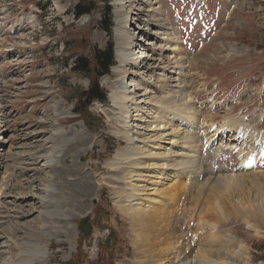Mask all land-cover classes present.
Returning <instances> with one entry per match:
<instances>
[{
	"label": "rangeland",
	"instance_id": "obj_1",
	"mask_svg": "<svg viewBox=\"0 0 264 264\" xmlns=\"http://www.w3.org/2000/svg\"><path fill=\"white\" fill-rule=\"evenodd\" d=\"M81 1L94 9L76 19L74 8ZM107 8L110 37L102 30ZM121 32L130 39L118 38ZM126 41L132 60L118 54ZM109 43L114 65L98 80L107 101L76 114L82 109L76 96L94 76L73 72L74 62L91 59L94 48L105 50ZM122 87L135 96L129 129L148 138L156 125L169 121L178 133L173 145H165L170 136L154 140L160 148L128 138V126L110 98L122 95ZM141 110L145 121L139 124ZM229 119L264 136V0H0V264H16L21 253L30 264H143L136 229L116 206L125 183L115 180L132 170L124 164L131 153L124 151L145 149L133 161L158 163L149 167L154 173L147 178L159 182L158 168L164 171L184 156L180 147L189 133L198 157L186 187L192 182L195 187L186 188L171 222L173 262L226 264L223 250H242L233 264H264V229L256 232L250 216L233 220L231 209L226 216L219 210L233 182L219 193L207 189L219 169L237 177V193L249 196L248 207L258 208L264 199V154L248 138L233 142L229 133L221 139L220 128ZM245 152L261 165L243 166ZM45 189L54 191L49 204ZM85 217L89 236L78 230ZM155 232L150 239L163 240L165 231ZM38 248L44 258L32 255Z\"/></svg>",
	"mask_w": 264,
	"mask_h": 264
},
{
	"label": "bare ground",
	"instance_id": "obj_2",
	"mask_svg": "<svg viewBox=\"0 0 264 264\" xmlns=\"http://www.w3.org/2000/svg\"><path fill=\"white\" fill-rule=\"evenodd\" d=\"M167 36H168V34H167ZM117 37L118 38L124 37V40L130 39V37H128L127 33L125 34L124 32H121L120 35H117ZM127 45L128 44L126 41V43H124V47H120V50H118V54L120 55L121 59L128 60L130 57L131 58L133 57V55H131V54H126V50H128ZM129 45H130V42H129ZM129 60H132V59H129ZM126 86H127V84H126ZM120 91L122 92V95L111 94L110 98L113 101L114 106L116 108H118V110H119L118 119L121 121V123L123 125H127L128 124V118H129L128 114L133 109L132 105L134 104L133 102H134L135 96L134 97L131 96V94H133V92H131L129 88L123 89V87H122V88H120ZM122 108L124 109V111L122 110ZM143 108L145 110V107H143ZM142 111L143 110H141V115L138 116L139 124L141 122L144 123V121H145V120H143V118H141L142 115L144 114V112H142ZM171 115H173V112H170L169 116H171ZM194 116L191 115L188 118V121L190 122V124L188 126H192V127L194 126V121H193L195 119ZM170 120L172 122L171 118H170ZM230 120H232V119H229L226 124L223 123L224 125L222 124V128H220V132L222 134L221 139H223L226 136L225 134H229V133H230L229 136H231V139H235V140H233V142L237 141L239 138H241V142H243V141H245V138H248L253 143L256 142L257 144H259V148H260L259 154L263 155L264 154V144H261V140L264 137L263 134L254 133L255 130L253 129V127L248 128L241 121H236V120L230 121ZM167 122H169V121H167ZM167 122H164L162 124L163 126L161 125L162 127L161 126L158 127L159 125H156V128L153 131V132H155V134L150 135V137H148V138L140 137L139 134L137 133V131H133V129H129V126L127 125L128 126V138L132 139V140H137L138 142L140 141L142 144H145V146L149 147V148L154 147V146L156 148H160L161 144L159 143L158 145H156V143L160 142L162 140H165L166 139L165 137L170 136L169 139L165 140V142H166L165 145L166 146L173 145L175 143L174 140H176V138H178L177 129L173 128V125L167 126L166 125ZM184 124H185V122H184ZM167 130H169L170 132ZM163 133H166V134H163ZM141 136H143V135H141ZM160 137H162V139H158ZM156 138L158 139V141L154 143V140H156ZM184 138L186 139L187 142L183 143V146L180 147V150H184L183 151L184 156L182 158H179V160H176L174 162L173 166L171 165V167H170V165H167V169L164 171H161L158 168V172L161 175L160 178H158V179H160L159 182L156 181L157 179L155 180V182H153V181L148 180V178H147L151 175L149 173H154V172H152L151 169L149 170V167H152V168H153V166L159 167L158 163H147V165L146 164L143 165V163L140 160L133 161L134 159H136L140 156H143L145 154V151H143V150H145V149L140 148V146L138 145L135 147L136 149H134V151H131L129 149H127V151H124V152H130L131 153V155H128V153H127L129 158L124 160L125 161L124 164L128 165L129 168L131 167L132 170L128 175H123V176H120L119 178L116 177V178L120 179V181L118 179H116L115 182H120L121 185H123L121 181H124V183H125V186L123 185V187H124L123 192H121V193L118 192L120 194V197L116 202V206L122 215H124L129 220H131L132 229H133V227H134V229H136V233H135V238H136L135 244L136 245H135V247L137 250H139V252H138L139 254L142 253L141 257L143 258V260L145 259L144 261H141L143 264H175V262H173V259L175 256L174 254H175V250H176L177 246H175L171 243V239L173 238V233L171 231H169V229H171V222L174 219V212L176 209H178L179 199L181 198L182 194L185 193L184 191L186 190V188L188 189L190 187V189L192 190L195 187L193 182H192V184L190 183L191 186H187V187H186V183L189 182L190 175L194 176L193 174H195V172H196L197 157H198V155H197L198 153L195 149L197 142L194 138V135L189 133ZM228 146H229V148H232L231 144ZM162 149H164V148H162ZM219 149L220 148H218L217 151H219ZM154 151H156V150H154ZM167 152H169V148H168ZM172 152L170 151L169 153H172ZM122 153H118L117 156H121ZM241 153H243V152H241ZM147 155L149 157L148 158L149 161L155 159V157L152 158L155 154H152V153L149 154V152H148ZM156 155L160 156V153H158ZM179 155L180 154H178L177 156H179ZM150 156H151V158H150ZM158 156H156V157H158ZM262 157H264V156H262ZM253 159H254V157H251V155L249 153V154H247V159L245 161L251 162ZM259 162L254 164V166H260L262 161L260 163ZM244 163H246V162H244ZM15 164H16L15 162H12L9 165L10 173L12 175L15 174V172L13 170L16 167ZM6 169H8V168H6ZM42 169H46V168L43 167ZM251 169L254 170L255 168L251 167ZM173 172H174V174H173ZM152 176H154V175H152ZM235 178L237 179V177H235ZM235 178L233 179L228 174H221V172H219V169H217L216 172H214L212 174V176L210 178L211 180H209V182H207L208 184H210V185H207V189L209 191H213L214 193L217 192L216 190L218 189V193H219L220 188L224 187V188H227V190L231 189V188H229L232 185V184L230 185V183L233 182V184H234L233 187H235V188H232L231 192L225 193L226 199L224 200L223 204L221 206H219V210L222 211L223 216H226L227 215V212H226L227 209H231L232 214H234V216H235L233 218V220H235V218L238 220L239 219L246 220V216H250L251 217L250 220L252 219L253 228L255 229L256 232L261 233V230L264 229L263 227H261V222H264V199L258 201V203H257V205H259L258 208H256V207L254 208V207H250V206L248 207L247 206V203H248L247 199L249 196L245 197V193H243L241 191H238V193H237L236 186H237L238 180H236ZM220 183L222 184V186ZM187 184H189V183H187ZM149 188H152V189L150 190ZM148 190L153 191V192H147ZM189 190H187V191H189ZM45 191H46L45 196L47 198H49V201L46 204H49L51 202V193H53L54 191H51V189H45ZM236 193H237V195H236ZM35 194H36L35 190H32V196L31 195H29V196L34 198ZM187 194H189V193H187ZM29 196H26V197H29ZM233 196H237L238 198L233 199L234 198ZM195 198H193V199H194V202L196 203L197 201ZM193 199H191V200H193ZM199 200H200V198H199ZM254 200H256V199H254ZM154 203L155 204L157 203V205L155 207L153 206ZM53 205L54 204L48 205L47 209L52 208ZM228 205H229V207H228ZM85 218H87V217H85ZM156 230L165 231V235H161V237H163L162 238L163 240L160 239V240L156 241V240L150 239V238H153V239L155 238V236H156L155 231ZM173 240H174V238H173ZM160 243H163L162 248H159ZM230 243H232V241H230ZM232 245H234V244H232ZM222 247H224L226 249L227 246L222 245ZM148 248H150L151 250L148 251L147 250ZM223 251L226 252L225 254L228 255V257H229V261H227L226 264H233L232 261L234 259H237L240 261L242 256H243L242 250H235V251L234 250H232V251L223 250ZM212 252L213 251H211V253ZM136 253L137 252L135 250V254ZM23 255H24L23 253H21L19 255V258L17 259L16 264H30L31 263V259L28 261L23 260L22 259ZM32 255L34 257L36 256V257L44 258V253L42 252L41 249H39V251L36 254L33 253ZM32 255L29 254V257H32ZM209 255H206V256H209ZM213 257H214V255H213ZM220 257H221V255L219 253L217 258L219 260L223 261V259H221ZM185 260H186V262L181 263V264H187V263L190 264L189 262H187V259H185ZM3 264H7V262L3 263Z\"/></svg>",
	"mask_w": 264,
	"mask_h": 264
},
{
	"label": "trees",
	"instance_id": "obj_3",
	"mask_svg": "<svg viewBox=\"0 0 264 264\" xmlns=\"http://www.w3.org/2000/svg\"><path fill=\"white\" fill-rule=\"evenodd\" d=\"M94 9V5L89 1H81L74 8L75 18L78 19L81 16L89 15ZM109 16V17H108ZM107 19H104L102 23V30L110 37L112 31L110 11L107 8ZM105 25V26H104ZM114 65L113 44L109 43L107 49L98 50L96 48L92 51L91 59L78 58L74 62L73 72L89 78L94 76L89 88L81 93H78L76 98L78 100L80 110H76L75 113L79 115H86L88 107L93 102L105 103L107 101L106 92L100 87L98 80L105 75H108L110 68ZM70 259L67 263H70Z\"/></svg>",
	"mask_w": 264,
	"mask_h": 264
},
{
	"label": "water",
	"instance_id": "obj_4",
	"mask_svg": "<svg viewBox=\"0 0 264 264\" xmlns=\"http://www.w3.org/2000/svg\"><path fill=\"white\" fill-rule=\"evenodd\" d=\"M78 230L84 235V236H89V234L91 233L92 227L91 225L88 223V218H83L80 221Z\"/></svg>",
	"mask_w": 264,
	"mask_h": 264
}]
</instances>
